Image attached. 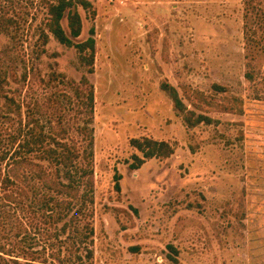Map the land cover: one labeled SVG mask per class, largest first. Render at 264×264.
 I'll list each match as a JSON object with an SVG mask.
<instances>
[{"label":"rangeland","instance_id":"1","mask_svg":"<svg viewBox=\"0 0 264 264\" xmlns=\"http://www.w3.org/2000/svg\"><path fill=\"white\" fill-rule=\"evenodd\" d=\"M0 1L15 18V37L0 36L4 92L54 117L71 91L50 73L79 80L77 50L52 34L41 45L35 0ZM91 1L77 41L94 27L93 264H264V0ZM23 66L25 81L14 73ZM163 81L217 122L188 126ZM8 106L0 100V130L14 122L5 123L17 110ZM140 137L174 152L131 169L141 153L130 140ZM14 233L0 208V244Z\"/></svg>","mask_w":264,"mask_h":264},{"label":"trees","instance_id":"2","mask_svg":"<svg viewBox=\"0 0 264 264\" xmlns=\"http://www.w3.org/2000/svg\"><path fill=\"white\" fill-rule=\"evenodd\" d=\"M35 1L45 14L44 27L39 32L41 45L45 46L52 34L59 43L74 47L85 73L79 80L66 79L57 71L50 73L49 80L60 81L71 91L59 94L65 103L61 102V109L52 117L34 108L37 102L22 109V104L4 92L9 72L0 62V100L5 99L8 107L17 109L14 115L10 111L3 113L8 118L6 124L14 122L0 130V189L4 188L0 208L9 230H15L9 248L0 244V264H93L94 87L88 75L94 73V27L85 40L77 41L83 29L80 9L91 11L93 4L91 0ZM64 19L67 28L62 23ZM14 23L13 15L0 4V36L14 38ZM13 62L18 68L23 61ZM17 68L14 73L25 81L28 67H21L20 72ZM246 76L254 78L251 72ZM160 87L184 115L188 126L217 122L188 109L169 82L163 81ZM130 143L141 153L133 155L131 169L140 168L147 159L169 157L174 152L167 141L150 137L132 138ZM121 177L115 170L114 187L118 191ZM34 234L41 241L31 244ZM168 248L176 254L172 244Z\"/></svg>","mask_w":264,"mask_h":264}]
</instances>
